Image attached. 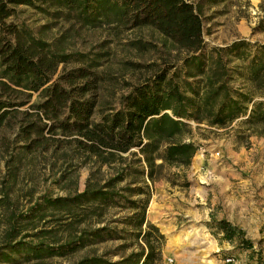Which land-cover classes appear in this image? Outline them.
Returning a JSON list of instances; mask_svg holds the SVG:
<instances>
[{
	"label": "trees",
	"instance_id": "1",
	"mask_svg": "<svg viewBox=\"0 0 264 264\" xmlns=\"http://www.w3.org/2000/svg\"><path fill=\"white\" fill-rule=\"evenodd\" d=\"M227 1L232 0H0V209L13 206L10 192L23 159L30 164L41 156L52 167L69 161L73 170L62 166L57 183L73 172L76 182L78 170L89 168L82 190L43 194L25 213L7 216L12 240L24 219L56 212L67 221L64 242L10 241L11 251L41 258L121 238L133 240L136 249L117 260L93 253L73 264L161 262L165 236L147 219V208L163 166L187 167L199 148L191 122L214 128L239 123L264 137V43L238 38L208 46L203 38L204 8ZM20 6L69 22L67 30L150 27L162 35L161 43L136 38L130 43L137 50L159 52L169 44L182 55L134 63L149 75L128 84L118 105L100 106L104 76L97 68L103 55L66 52L60 41L37 36L12 20ZM262 11L256 29H264ZM116 207L130 210L121 221L124 228L102 224L107 210ZM216 224L224 238L240 237L226 220Z\"/></svg>",
	"mask_w": 264,
	"mask_h": 264
},
{
	"label": "rangeland",
	"instance_id": "2",
	"mask_svg": "<svg viewBox=\"0 0 264 264\" xmlns=\"http://www.w3.org/2000/svg\"><path fill=\"white\" fill-rule=\"evenodd\" d=\"M263 8L264 0H232L205 7L202 15L204 40L208 46L227 45L238 38L264 43V29H256L263 16ZM18 9L13 21L25 24L37 36L48 41H60V48L66 52L87 53L90 57L103 55L97 68L104 76L99 89L100 106L118 105L120 96L128 91V84H135L149 75L146 68L136 69L134 63L147 64L162 58L173 60L177 55H182L177 54L169 44L162 46L159 52L137 50L130 43L136 38L161 43L162 35L150 27L119 33L108 27L67 30L69 22L63 19L53 20L27 6ZM239 82L233 80L232 84L238 86ZM191 124L192 137L199 148L189 166H163L153 184L147 208V219L156 224L165 236L159 264H226L224 259L227 256H232L236 264H264V137L250 134L239 123L227 128H214L205 123ZM160 162V159H156V163ZM60 163L52 167L50 161L46 162L41 156L30 164L23 159L16 184L10 192L13 206L9 210L0 209V264H73L93 253L117 260L136 249L133 240L117 238L72 254L30 258L6 246L10 241L11 244L43 242L56 245L66 239V232L62 228L67 221L56 212H48L41 219L33 221L24 219L17 226L16 237L12 240L7 237L6 221L11 212L25 213L43 194L65 195L75 187L78 190L84 188L89 168L86 166L78 170L76 182L73 172L63 182L57 183L55 174L60 172L62 166L73 170L69 161L64 165ZM104 168L108 170V167ZM203 195L207 204H211L212 200L215 204L208 221H205L204 211L200 207L191 214H186L184 209L185 206H199L192 201ZM129 212L120 207L108 209L102 224L124 228L121 221ZM219 220H226L238 228L240 237L224 238L217 228L216 222ZM56 240L59 242L56 243ZM125 244L131 247L124 250ZM5 258L8 260L5 261Z\"/></svg>",
	"mask_w": 264,
	"mask_h": 264
},
{
	"label": "crops",
	"instance_id": "3",
	"mask_svg": "<svg viewBox=\"0 0 264 264\" xmlns=\"http://www.w3.org/2000/svg\"><path fill=\"white\" fill-rule=\"evenodd\" d=\"M226 179H227V177H226ZM214 200H215V198H214ZM192 202H196V203H197L196 205H199V206H197V207H195V206H194V207L185 206L184 209L187 211L186 214H187V213H188V214H191V213H193V212H197V211H198V207H200L201 210L203 209V211H204V218H206L205 221H208L209 218H210V217L212 216V214H213L212 211H214V209H215L214 201L212 200V203H211V204H207V203H206V198H205V196L203 195V196H199L198 199H197V198L193 199ZM196 210H197V211H196ZM218 219H220V218H218Z\"/></svg>",
	"mask_w": 264,
	"mask_h": 264
},
{
	"label": "built area",
	"instance_id": "4",
	"mask_svg": "<svg viewBox=\"0 0 264 264\" xmlns=\"http://www.w3.org/2000/svg\"><path fill=\"white\" fill-rule=\"evenodd\" d=\"M224 262H225L226 264H236L232 256H227V257L224 259Z\"/></svg>",
	"mask_w": 264,
	"mask_h": 264
},
{
	"label": "bare ground",
	"instance_id": "5",
	"mask_svg": "<svg viewBox=\"0 0 264 264\" xmlns=\"http://www.w3.org/2000/svg\"><path fill=\"white\" fill-rule=\"evenodd\" d=\"M171 239V238H170Z\"/></svg>",
	"mask_w": 264,
	"mask_h": 264
}]
</instances>
